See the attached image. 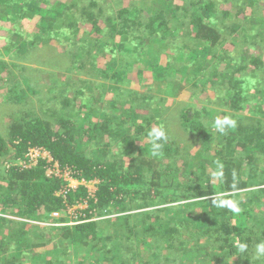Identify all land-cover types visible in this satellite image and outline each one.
<instances>
[{
  "label": "trees",
  "instance_id": "obj_1",
  "mask_svg": "<svg viewBox=\"0 0 264 264\" xmlns=\"http://www.w3.org/2000/svg\"><path fill=\"white\" fill-rule=\"evenodd\" d=\"M225 3L234 8L228 9ZM103 5L104 0H0V23L6 22L10 32L0 47V73L9 76L0 75L2 87H8L6 104L25 102L23 94L30 89L24 82L33 84L25 76L47 73L24 65V79H17L9 72L12 61L29 53L40 57L42 45L54 39L78 38L84 21L99 34L97 46L84 57L71 49L63 63L81 59L82 70L80 65L78 70L88 76L94 70L96 78L104 76L107 82L113 78L110 91L118 94L103 105L102 77L101 81L78 78L86 91V99L79 104L81 90L71 92L75 82L55 88L56 80L50 78L51 91L41 99V113L32 108L9 114L11 122L0 129V264H150L154 257L163 264H210L209 258L215 264H264V255L256 250L264 242V165L257 163V155H264V121L257 117L264 116V57L252 53L251 47L238 48L246 37L257 45L264 43V16L257 10L264 0H186L182 5L174 0H142L128 7ZM238 7L251 13L241 18ZM31 14L41 17L35 32L23 23ZM228 31H239L233 41L227 42ZM225 43L232 49L224 48ZM93 50L133 52L143 63L140 77L149 71L142 84L149 90H127L122 85L123 62L110 57L100 68L96 65L99 55L93 56ZM6 57L11 61H5ZM186 79L196 86L211 83L216 100L221 98L220 104L230 109L222 110L223 114L235 126L221 133L215 120L210 125L205 121L219 116L217 109L183 105L177 99L170 102L169 96L175 98ZM246 107L254 118L239 113ZM167 121L192 129L209 152L191 154L189 167L183 168L187 160L178 162L176 140L165 134L166 139L157 141L162 145L159 154L153 155L149 146L153 142L142 140ZM92 142L97 147L90 152L85 144ZM113 146L118 149L110 150ZM33 148L48 151L53 158L50 165L58 163L62 170H71L79 181H98L96 191L92 194L86 184L70 187L68 180L50 174L46 157L27 167L13 164L31 162ZM199 158L204 159L199 160V170L185 177ZM208 166L215 173L222 171L217 182L211 181ZM251 186L254 189H248ZM217 198L237 202L241 211L215 206ZM185 199L192 201L173 204ZM84 203L88 206L77 208L75 217H54ZM41 221L57 224L48 230L49 225ZM37 230L38 237L32 236ZM237 240L248 245L245 252L236 248ZM49 244L52 248L45 254L35 251ZM166 246L181 252L179 260L163 252Z\"/></svg>",
  "mask_w": 264,
  "mask_h": 264
},
{
  "label": "rangeland",
  "instance_id": "obj_2",
  "mask_svg": "<svg viewBox=\"0 0 264 264\" xmlns=\"http://www.w3.org/2000/svg\"><path fill=\"white\" fill-rule=\"evenodd\" d=\"M61 1V0H59ZM175 4L178 5H182L184 4V2L186 0H174ZM142 2V0H104V5L103 7L109 8L111 5L115 8L119 7V6H133L136 3H140ZM55 4V3H54ZM226 7L228 9L234 8L232 5H228V3H225ZM53 6V5H52ZM52 6L50 7V9L52 8ZM240 11V17L243 18V15L245 14V16L247 14H250L251 11L247 10V9H240V7L237 8ZM260 11V14L264 16V6H259L258 9ZM219 14L221 15V19H223V16L221 14V11L219 10ZM40 21H41V17L40 14H31L30 16H26L24 19V26L26 27V29H28L31 32H35L38 31L40 28ZM225 23V21L223 22ZM0 47L2 46V44L4 43V38L3 37H7L10 32H8L7 28L9 27V25L6 22H1L0 23ZM259 25V24H258ZM80 27V32L78 34V38L77 37H73L72 41H65L63 40V42L59 39H54L51 41V43L49 42V45H42V47H44L41 51L43 52L41 54V56L37 57L38 53H29V55L27 56H21L18 57L16 59L18 60H13V65L12 67H10V74L12 72H14V75L17 79L23 78V74H22V67L24 65H30L36 68H40V69H46L47 73H43L42 71L37 73H30L29 76H25L26 77H30L32 79L33 84L30 85L28 81L24 82V87H28L30 90L29 92L23 94L24 95V99L25 102L20 103V105H16V103H12V104H6L3 101V98L5 96V93L7 91V86L6 88L2 87V85L4 84V81H2V79L0 78V102L3 101L2 103H0V129H4L5 124H9L10 118H9V114L12 111H17L18 109H32V108H36L38 110L39 113H41V99L46 98L47 94H50L49 91L50 90V78H54L56 80L55 83V88H59L63 85H65L66 83L70 82H75L73 87V90L71 91L73 94H76L77 92H75V89L78 88L79 90H81V93H79L77 95L78 97V103L82 104L83 99H86L85 94L86 91L84 93V90L82 89L83 87H85L84 83L80 84V81H77L78 78L84 79V80H91L94 79L95 81H98L100 79L96 78L94 76V73L92 70L91 74L92 76H88L87 74H83L82 73V65L83 62L80 59H77L76 62L73 61L74 59L72 58V62L68 63V64H64L63 60L66 58V55L72 53L71 49H74L73 52H77L78 54H81L83 57L85 55H87L89 53H91V49L95 46H97V37H99V34L95 31V29L91 26L90 22L84 21L83 23L79 24ZM240 30V28H239ZM239 31L236 32H232V31H228L226 32V37H228V41H233V35L236 33H238ZM67 38H71V36H66ZM239 38V37H238ZM116 42H120L121 39L119 36H117L116 38ZM192 46L193 44L190 43ZM4 45V44H3ZM46 46V47H45ZM4 47V46H3ZM126 47H131L130 45H127ZM231 47V45H227L226 43L224 44V48L227 49H232L229 48ZM247 47H251V52L252 53H258V55H261L262 57H264V43H260L259 45H257L253 40H251L250 38H244L243 39V43L240 44V47H238L239 49H244ZM220 50L223 51V47H220ZM127 52L126 50H124L125 53ZM96 53L99 55V60H98V64L96 63V65L98 67H103V62L105 60H108L110 57L113 58H119L123 63V65L125 66V74H124V80L122 83L123 87H126L127 90L128 89H133L135 91H141V92H146L147 90H149L147 87L143 86V82H145L147 79L145 78V76L149 75V71L146 70L145 73H143V78L140 77V71L144 68L143 67V63L138 60L136 57L137 55H132L133 52H129L126 54H121L120 50L114 53H109V54H100L99 52H96L95 50H93V56L96 55ZM124 59V61H123ZM87 60V59H85ZM5 61H11V59H9L8 57H6ZM91 61L94 62L93 59H91ZM9 63V62H8ZM74 63V64H73ZM79 65L81 66V70H78ZM92 68H96L94 67L93 63H91ZM95 65V66H96ZM73 67H75V71L71 72L70 69H73ZM220 69V67H219ZM223 70V69H221ZM12 71V72H11ZM13 74V73H12ZM1 76H4L5 78H8V72H2L0 73ZM44 75V77H43ZM71 78H70V77ZM72 76L74 79H72ZM178 77L180 78V74L178 75ZM111 79L107 81H104L106 78L103 76L102 80H99L103 83L104 86H106L105 88V92H104V96L105 98L101 101L104 102L103 105H109V101L113 98L116 97L118 94H116V92H112L110 91L111 85L113 83H115V81L113 80V78L109 77ZM184 81V80H183ZM111 82V83H110ZM186 83H182V89L181 92L177 93L176 97L173 98V96H169L171 97L170 102L174 101L175 99H177L176 102H179V104H186V105H193L194 107L197 108H202V107H208L210 109H217V111H219V116H214L211 117L209 116V118H205V121L208 125H210V120H216V118H223L225 116V114H223L222 110H230L229 108H227L224 105H221V98H217L216 100V94L215 91L212 88V84L211 83H207V86L202 85V83H198V85H194L191 84L187 79L186 81H184ZM206 83V82H204ZM67 87V86H65ZM27 88V91H28ZM71 89V88H70ZM98 93V90L96 89V95ZM222 97V96H221ZM153 105H155L154 103H152ZM97 105L101 107V103L97 102ZM142 105H146V103H142ZM143 107V106H140ZM252 109H255V106H251ZM214 109V110H215ZM142 113H147V109H144V107L141 109ZM164 112V111H163ZM232 112L237 113L236 110H233ZM13 113V112H12ZM239 113L243 114L245 117L247 118H254V113L251 112L249 107H246L244 109H241L239 111ZM164 115L167 116L164 112ZM257 117L261 118L262 121H264V116L262 115H258ZM236 118V117H235ZM172 120V119H170ZM162 126L164 132L166 135H168L169 138L176 140V147H177V157H178V162L180 164L184 163V161L187 160L186 164H183V168H187L189 167V161L191 162L192 159H190V155L195 153H200L202 150L209 152V149H205L206 145L203 142V138L201 139L200 136H198L197 134H195L194 131H192V129H186L180 122H178L176 125L173 124V122H166L165 124H159V126L156 128H160ZM143 143L145 144H152L153 140L151 137H146L142 140ZM211 142L212 146H216L217 142ZM86 145V149H89L90 152H93L96 145H94V143H88L85 144ZM101 146V145H100ZM150 148H153L151 145H149ZM97 147V146H96ZM117 148V146H113L110 147V150L115 151ZM192 155L196 156V155ZM30 155L32 157L31 162L26 163L24 161H16L13 164H16L18 166H22V167H27V166H31L34 165L38 162V158L39 157H46L47 161H48V172L50 174L54 173L56 176L58 177H63L64 179L68 180L70 183V187H78L80 184H86L89 191L93 194L96 189H97V182L96 180L90 181V182H85V181H79L77 178H75L73 176V174L71 173V170L65 168V169H61L59 164L56 163L54 166L50 165V163L52 162V156L49 154L48 151L44 150V149H37V148H33L30 150ZM198 160V163L195 166H192L193 168H191L192 170H190V172L188 174H186L185 177H191L192 174H194L196 171H198V167L199 165V160L201 163V160L204 161V159L199 158L196 159ZM247 159H245L246 161ZM257 160L259 163V165H264V155H257ZM126 161L127 163L129 162V158L126 157ZM13 162V161H11ZM67 169V170H66ZM211 181L217 182V177H215L213 174L215 173V170L212 166H208L207 169ZM248 189H254L253 186L249 187ZM242 192V191H240ZM188 201H192L189 199H185V200H181L180 202H176L173 201V204H179V203H183L185 204V202ZM172 203V202H170ZM88 205L86 203L84 204H79L77 205V207H72L71 209L67 210V214L64 212H58V213H54V217L62 218V217H66V215H68L69 217H71V215H73V213L75 214L76 209L80 208V209H84L86 208ZM41 213H44L43 210H41ZM94 215L97 216V211L94 212ZM72 217H75L74 215ZM41 225L45 226L46 224L49 225V229L51 225H56L57 223H48V222H44L41 221L40 222ZM43 231V229H41ZM47 230V231H48ZM46 231V232H47ZM40 230H37L36 232L32 233V236H36L38 237ZM187 238V236L185 237ZM34 241L38 240L36 238H34ZM171 246V245H170ZM140 247V245H139ZM144 247V246H143ZM52 248V244H49L47 246L41 247V248H37L35 249L36 252H41L43 254L46 253V251H49ZM166 255H168L170 258H174L179 260V254L181 252L177 251L174 247H169L166 246V250L163 251ZM148 255V254H146ZM164 261H162V259L160 257H154V259H151L150 264H163ZM209 262L210 264H215L213 260H210L209 258ZM26 264H32V262H27ZM172 264V263H171Z\"/></svg>",
  "mask_w": 264,
  "mask_h": 264
},
{
  "label": "clouds",
  "instance_id": "obj_3",
  "mask_svg": "<svg viewBox=\"0 0 264 264\" xmlns=\"http://www.w3.org/2000/svg\"><path fill=\"white\" fill-rule=\"evenodd\" d=\"M215 128L220 131L221 133H226L228 128L235 126V121L231 119L228 116H225L224 118H216ZM149 136L153 140V155L159 154L160 149L162 148V145L160 143H157V141H160L161 139H166L165 132L163 128H154L149 132ZM219 168L222 169L223 165H218ZM215 177H220L223 175L222 171H217L213 174ZM223 193L220 194L221 197H223ZM214 205L220 208L227 207L234 213H239L241 209L239 208L237 202H234L231 199H224V198H217L214 199ZM236 248L239 250V252L243 253L246 251L248 245L246 243H241L239 240L236 241ZM256 250L258 255H264V242H261L257 244Z\"/></svg>",
  "mask_w": 264,
  "mask_h": 264
},
{
  "label": "built area",
  "instance_id": "obj_4",
  "mask_svg": "<svg viewBox=\"0 0 264 264\" xmlns=\"http://www.w3.org/2000/svg\"><path fill=\"white\" fill-rule=\"evenodd\" d=\"M72 223H76V222H73V221H72Z\"/></svg>",
  "mask_w": 264,
  "mask_h": 264
}]
</instances>
